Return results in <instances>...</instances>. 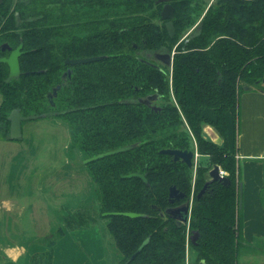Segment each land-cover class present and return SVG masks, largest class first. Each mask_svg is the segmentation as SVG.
Returning <instances> with one entry per match:
<instances>
[{"label": "trees", "instance_id": "1", "mask_svg": "<svg viewBox=\"0 0 264 264\" xmlns=\"http://www.w3.org/2000/svg\"><path fill=\"white\" fill-rule=\"evenodd\" d=\"M175 9L171 37L161 12ZM23 42L22 74L6 82L0 61V133L10 113L63 121L69 151L83 159L132 144L86 164L99 218L117 251L116 264H239L243 238L240 173L227 118L236 129L244 87L264 92V0H1L0 59ZM173 67L142 61L172 53ZM106 56L69 67V59ZM71 74L63 79V74ZM60 85L50 103L49 94ZM158 94L156 107L140 100ZM210 126L222 139L205 135ZM196 176L162 150H194ZM218 165L231 183L212 182ZM141 174L128 178L129 174ZM194 196L189 223L165 215L170 188ZM133 212L129 218L104 213ZM83 216V214H82ZM199 233L196 244L190 236ZM148 241L143 249L132 257ZM189 243V245H188Z\"/></svg>", "mask_w": 264, "mask_h": 264}, {"label": "rangeland", "instance_id": "2", "mask_svg": "<svg viewBox=\"0 0 264 264\" xmlns=\"http://www.w3.org/2000/svg\"><path fill=\"white\" fill-rule=\"evenodd\" d=\"M239 124L240 116L236 132ZM22 129L15 141L0 133V264H116L86 159L68 149L67 125L41 118ZM205 160L198 153L195 176ZM239 264H264V251L242 247Z\"/></svg>", "mask_w": 264, "mask_h": 264}, {"label": "crops", "instance_id": "3", "mask_svg": "<svg viewBox=\"0 0 264 264\" xmlns=\"http://www.w3.org/2000/svg\"><path fill=\"white\" fill-rule=\"evenodd\" d=\"M227 123L242 184L243 238L248 247L264 251V92L245 88L240 97L239 132L230 115ZM208 128L212 127L206 126L204 132L210 138Z\"/></svg>", "mask_w": 264, "mask_h": 264}, {"label": "water", "instance_id": "4", "mask_svg": "<svg viewBox=\"0 0 264 264\" xmlns=\"http://www.w3.org/2000/svg\"><path fill=\"white\" fill-rule=\"evenodd\" d=\"M159 2H166V0H159ZM1 3V0H0ZM175 16V9L174 7L166 3L163 7V10L161 12V17L162 20L167 21V28L169 31V34L171 37H174L175 35V28L172 23V19ZM2 51H10V55L8 57H3L0 59L1 62L6 63L9 67V76L6 80V82H9L13 78H19L22 74L21 66H20V57L23 54V42L20 43V45L12 49L8 44H3L1 47ZM106 56H97V57H90V58H79V59H69L66 61V65L69 66H75V65H80V64H86V63H91L94 61H98L101 59H104ZM156 58L157 60H160L163 62L166 66L172 67L173 65V53H155V54H148V58ZM71 71L68 73L63 74V79H66L67 75H70ZM262 83H264V78L262 80ZM60 85L57 86L53 90V94H49V100L52 105H54L53 97L57 95V91L60 89ZM246 89H249V87H246ZM158 94L151 95L147 97L145 100L141 99L140 101L142 103L147 104L150 101H154L158 99ZM154 110H159L160 108L154 106ZM46 114H41V115H32V116H22L20 111L18 109H14L8 119L11 123L10 125V139L15 141L18 140L22 137L23 135V129H22V124L24 121L28 120H36V119H41V118H46ZM207 133L209 134V137L212 141L217 143L218 140V134L214 131L212 128L207 129ZM137 144H132L128 145L125 147H121L117 150L106 152L104 154H99L97 156L88 158L84 161V164H88L92 161L98 160L100 158L114 155L117 153H122L125 151H129L133 148H135ZM162 154L169 155L173 157V160L175 162H183L185 163L190 169H194V159L196 157V152L195 151H190V150H179V149H166L161 151ZM126 177L132 178V177H138L143 179L146 182V177L141 174L133 173L129 174ZM215 181H220L222 182L225 186H228L231 183V180L228 176H221L220 175V167L218 165L213 166V168L209 172V180L206 182L204 188L200 191L199 197L203 195V193L206 191L207 187ZM240 191V208H242V184H240L239 187ZM185 198V194L180 192L176 187H171L170 188V202L175 203L177 201H181ZM191 201L188 200L185 204L180 205L178 207H173L169 208L166 210L165 215L169 216L170 218H173L177 220L180 223H189L190 220V214H191ZM121 215V216H126L129 218H140V217H146L145 214H138V213H133V212H124V213H104L103 215ZM199 238V233L194 232L191 237L192 243H196ZM148 243V241H145L142 246L139 248V250L132 256L135 257L142 249L143 247Z\"/></svg>", "mask_w": 264, "mask_h": 264}, {"label": "flooded vegetation", "instance_id": "5", "mask_svg": "<svg viewBox=\"0 0 264 264\" xmlns=\"http://www.w3.org/2000/svg\"><path fill=\"white\" fill-rule=\"evenodd\" d=\"M166 4V3H165ZM211 4V3H210ZM8 51V50H7ZM10 52V51H9ZM173 53V62H174V56H175V51H173L172 52ZM148 54H155V53H147L146 55H145V59H141L142 61H144V62H147V63H150V64H154L153 62H156V64L158 65V66H166L163 62H161L160 60H157L156 58H154V57H152V58H148ZM9 55H10V53H9ZM8 55V56H9ZM8 56H5V57H8ZM65 64H66V62H65ZM67 66H69V65H67ZM69 67H73V66H69ZM172 67H173V65H172ZM172 67H170V68H172ZM69 71H71V69H68V71L66 72V73H68ZM72 72V71H71ZM67 76H69V75H67ZM159 98V97H158ZM146 99V98H145ZM145 99H143V100H145ZM157 100L158 99H156V100H154V101H150V102H148L146 105H149V106H151V107H154V106H156V104H157ZM11 125V124H10ZM197 150V146H196V144H195V146H194V150L193 151H196ZM198 151V150H197ZM188 200H190L191 201V206H193V203H194V196H191L190 198H184L183 200H181V201H177V202H175V203H172V204H174L171 208H173V207H178V206H180V205H183V204H185ZM191 237H192V235L190 236V241H191ZM192 242V241H191ZM194 244V243H193ZM196 244V243H195Z\"/></svg>", "mask_w": 264, "mask_h": 264}, {"label": "built area", "instance_id": "6", "mask_svg": "<svg viewBox=\"0 0 264 264\" xmlns=\"http://www.w3.org/2000/svg\"><path fill=\"white\" fill-rule=\"evenodd\" d=\"M195 152H196V157H197V156H198V151L196 150ZM196 157H195V158H196ZM220 175H221V176H227V172L224 171V170H222V168H220Z\"/></svg>", "mask_w": 264, "mask_h": 264}]
</instances>
